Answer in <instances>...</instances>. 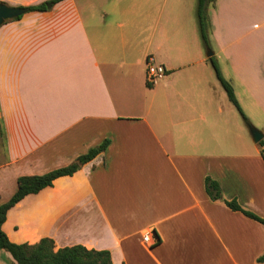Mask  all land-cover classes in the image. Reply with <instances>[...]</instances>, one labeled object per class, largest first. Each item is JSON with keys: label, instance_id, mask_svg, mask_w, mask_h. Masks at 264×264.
<instances>
[{"label": "crops", "instance_id": "crops-1", "mask_svg": "<svg viewBox=\"0 0 264 264\" xmlns=\"http://www.w3.org/2000/svg\"><path fill=\"white\" fill-rule=\"evenodd\" d=\"M196 8L60 0L0 25V204L17 177L66 166L109 139L75 173L8 209L12 242L105 249L112 264H264V224L225 204L264 218V161L249 132L264 134V0L207 3L209 47ZM148 58L166 69L150 86ZM0 264L17 263L0 249Z\"/></svg>", "mask_w": 264, "mask_h": 264}, {"label": "trees", "instance_id": "trees-1", "mask_svg": "<svg viewBox=\"0 0 264 264\" xmlns=\"http://www.w3.org/2000/svg\"><path fill=\"white\" fill-rule=\"evenodd\" d=\"M58 1L60 0H46L36 5L21 6V8H24L25 12L46 11ZM211 1L213 0H197L196 8L200 36L204 45L207 47H209L210 21L206 7L207 3ZM20 16L16 18H20ZM210 61L228 99L236 107L244 121L249 124L247 117L243 113L236 99L232 85L222 76L216 60L213 57H210ZM147 85L150 86V83L147 82ZM258 143L264 161V139H261ZM108 144L109 139L105 138L100 144L91 147L86 153L79 155L75 161L66 166L50 170L40 175H21L17 177L16 190L9 199L0 204V249L9 252L17 264H112L110 252L105 249L87 248L81 244L56 248L54 241L49 237H42L34 243H15L12 242L2 230V223L5 221L6 213L10 207L20 201L24 196L31 193H37L41 189L51 186L55 178L72 175L84 163L90 161L97 154L104 151ZM205 188L211 198H220L218 184L209 177H206L205 179ZM225 204L230 209L240 211L245 216L264 224L263 217L243 209L235 199L225 200ZM257 260L259 262L264 261V253L260 255Z\"/></svg>", "mask_w": 264, "mask_h": 264}, {"label": "water", "instance_id": "water-1", "mask_svg": "<svg viewBox=\"0 0 264 264\" xmlns=\"http://www.w3.org/2000/svg\"><path fill=\"white\" fill-rule=\"evenodd\" d=\"M23 13H25L24 8L8 6L4 3H0V25L3 24L6 20L19 17ZM212 54V50L208 48L206 55L210 57L212 56ZM249 132L254 142H259L264 137V134L260 129L251 125L249 126Z\"/></svg>", "mask_w": 264, "mask_h": 264}, {"label": "built area", "instance_id": "built-area-1", "mask_svg": "<svg viewBox=\"0 0 264 264\" xmlns=\"http://www.w3.org/2000/svg\"><path fill=\"white\" fill-rule=\"evenodd\" d=\"M166 74V69L162 64L154 63L152 59L148 58L146 60V80L148 83H153L157 79L162 78ZM143 240L149 242L150 245L157 243L158 239L151 236L150 232H146L143 235Z\"/></svg>", "mask_w": 264, "mask_h": 264}]
</instances>
